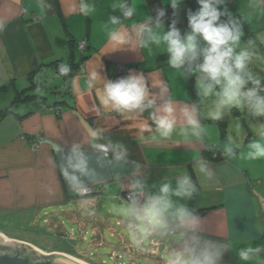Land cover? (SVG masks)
Here are the masks:
<instances>
[{"label":"crops","instance_id":"crops-1","mask_svg":"<svg viewBox=\"0 0 264 264\" xmlns=\"http://www.w3.org/2000/svg\"><path fill=\"white\" fill-rule=\"evenodd\" d=\"M50 2L52 8L44 14L36 0H0V24L4 25L0 31V234L7 239L2 228L32 226L41 217L44 233L50 231L55 237L64 232L60 227L64 220L77 225L78 230L84 226L91 228L92 224L103 232L106 227L113 228L108 212H116L114 204L125 199L121 184L126 183L122 177L127 166L124 170H102L103 182L91 185L95 192L84 201L64 184L58 167L60 157L54 150L57 145L66 153L71 144L83 142L86 126L110 125L107 136L127 146L129 164H140L148 174L149 184L182 172L195 179L194 161L207 160L215 170V178L201 186L188 205L191 203L196 211H201L198 214L205 218V231L210 238L233 240L234 250L225 253L222 264H264L242 262L237 256L239 248L248 243L264 245V160L228 159L222 151L230 137L243 136L245 144L254 139L256 129L249 125L264 123V119H241L234 110L220 122H205L211 129L204 144L182 142L178 136L160 143H138L131 122L117 118L118 122L112 124L88 110L93 98L78 95L84 74L96 63L101 64V73L110 79L130 72L159 74L180 103L197 101L194 79L189 83L176 76L167 64L162 44L150 43V52L129 48L112 51L111 45L105 46L112 27L108 17L116 15L123 19L119 10H113L117 0H88L94 11L87 16L72 10L76 0ZM128 3H134L137 9L132 19L124 21L130 31L146 17H155L156 9L169 5L167 0ZM226 6L234 16L244 18L243 39L253 40L258 53L264 56V0H227ZM248 33L253 37H246ZM81 43L85 46L82 50ZM62 62L76 64L68 78L59 77L52 69ZM255 66L257 71L264 70V60L256 61ZM34 81L35 92L33 89L27 93L40 97L18 102L12 114L4 113L16 94L29 89ZM237 119L242 130L234 127ZM85 203L94 206L95 217L84 214ZM50 215L55 223L48 218ZM117 223L120 225L118 218ZM118 237L125 238L121 234ZM245 237L251 239L242 242Z\"/></svg>","mask_w":264,"mask_h":264},{"label":"clouds","instance_id":"clouds-1","mask_svg":"<svg viewBox=\"0 0 264 264\" xmlns=\"http://www.w3.org/2000/svg\"><path fill=\"white\" fill-rule=\"evenodd\" d=\"M167 2L175 16L183 0ZM196 3L195 11L186 10L183 29L177 27V19H172L165 30L166 11L161 7L155 10V17H146L130 31L124 21L136 15V5L117 0L113 10H119L123 19L108 17L112 27L105 45H111L112 51L129 48L150 52V43L162 44L167 64L176 76L194 78L196 102H178L173 89L160 80L159 74L130 72L110 79L101 73V64L96 63L78 84L81 98H93L88 110L112 124L118 120L131 122L141 144L170 141L177 136L182 142L204 144L211 129L205 122H220L234 110L241 119H264V70L257 71L255 66L264 56L258 53L253 40L243 39L244 18L229 11L227 0ZM36 5L44 14L52 8L50 0H36ZM72 10L87 16L94 6L88 0H76ZM3 28L0 24V31ZM57 71L59 77L68 78L71 68L62 62ZM37 91L41 89L38 87ZM109 127L86 126V139L71 144L66 153L54 145L60 157L59 173L67 189L86 201L90 186L103 182L102 170H124L127 166L122 177L126 183L122 182L121 187L128 195L126 199L114 197L118 199L114 207L130 252L139 253L149 264H222L225 253L234 250L233 240L210 238L205 231V218L187 203L201 186L214 180L215 170L210 163L203 158L194 161L195 179L182 172L149 184L142 166L129 164L127 146L107 136ZM234 127L242 130L239 119L234 121ZM249 127L256 129L254 139L245 144L243 136L230 137L222 145L228 159L264 160V123ZM83 211L88 217L97 215L94 206L87 203ZM250 239L242 238V242ZM156 246L166 250L163 258L153 255ZM262 254L264 245L251 243L237 251L242 262H264Z\"/></svg>","mask_w":264,"mask_h":264},{"label":"rangeland","instance_id":"rangeland-1","mask_svg":"<svg viewBox=\"0 0 264 264\" xmlns=\"http://www.w3.org/2000/svg\"><path fill=\"white\" fill-rule=\"evenodd\" d=\"M108 213L111 215L109 224L113 228L106 227L104 232L93 224L90 225L91 228L84 226L78 230L77 225L64 220L60 227L64 230L62 234L67 235L66 238L55 237L50 231L44 233L45 223L42 217L32 226L2 229L9 241L31 245L46 254L62 253L86 264H149V261L139 253H135L134 250L130 252L126 234L117 223L116 212ZM51 217L52 215L48 218ZM52 223H55L54 219ZM118 232L125 238L119 239ZM165 251L164 248L156 246L153 255L163 258Z\"/></svg>","mask_w":264,"mask_h":264},{"label":"water","instance_id":"water-1","mask_svg":"<svg viewBox=\"0 0 264 264\" xmlns=\"http://www.w3.org/2000/svg\"><path fill=\"white\" fill-rule=\"evenodd\" d=\"M92 189L89 194L94 193ZM67 237L66 234H57ZM0 264H86L62 253H43L31 245L7 240L0 234Z\"/></svg>","mask_w":264,"mask_h":264},{"label":"trees","instance_id":"trees-1","mask_svg":"<svg viewBox=\"0 0 264 264\" xmlns=\"http://www.w3.org/2000/svg\"><path fill=\"white\" fill-rule=\"evenodd\" d=\"M125 2L128 3V0H126ZM198 8V5L196 3L195 0H184L183 3H181L179 5V10L177 12V14L175 16H173V10L171 9L170 5H167L165 7V11H166V15L164 17V23H165V28L167 29V25L169 23H171L172 19H177L178 20V24L177 27L183 29L186 26V10H193L195 11ZM246 37H253L252 34H247ZM76 64H72L70 65L71 68V72H70V76L72 75V72L76 70L75 68ZM56 73H58L57 69L58 68H52ZM193 77H189L187 80L190 83L191 81H193ZM37 82H31L30 84V88L26 89L25 91L21 92V93H17L15 99L8 105V107L5 109L4 113H10L12 114V108L17 105L18 102L21 101H26V102H30L32 100H34L35 98H39V95H30L29 93H27L30 90H33L34 88H36ZM55 89V88H54ZM52 91V90H51ZM35 92V89L32 91ZM59 102H56V104ZM55 104V103H54ZM213 158V157H212ZM215 159H219V156H216ZM189 207H193L192 204L190 203ZM198 213L201 211H197Z\"/></svg>","mask_w":264,"mask_h":264},{"label":"built area","instance_id":"built-area-1","mask_svg":"<svg viewBox=\"0 0 264 264\" xmlns=\"http://www.w3.org/2000/svg\"><path fill=\"white\" fill-rule=\"evenodd\" d=\"M228 1H230V2H233V0H228ZM84 43H81L80 45H79V48L82 50V49H84ZM118 70L119 71H121V70H123V68L122 67H118ZM36 146H34V148H35ZM92 190V189H91ZM127 195H128V193H127V191L125 190L124 191V194H123V196H124V198L126 199L127 198Z\"/></svg>","mask_w":264,"mask_h":264}]
</instances>
